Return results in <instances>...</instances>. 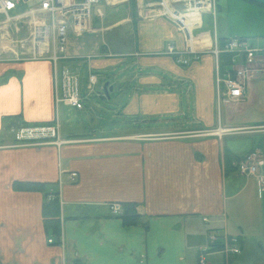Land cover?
I'll return each mask as SVG.
<instances>
[{
    "label": "crops",
    "instance_id": "crops-1",
    "mask_svg": "<svg viewBox=\"0 0 264 264\" xmlns=\"http://www.w3.org/2000/svg\"><path fill=\"white\" fill-rule=\"evenodd\" d=\"M257 1L264 3L224 0L214 15L201 12L192 32L196 48L204 50L188 65L168 52L170 46L183 50L181 32L145 0H136L130 15L99 28L133 24L130 47L103 43L82 60L97 71L131 58L132 73L121 87L122 101L117 105L124 101L120 113L139 121H126L130 123L126 130L59 133V144L15 143L5 116L21 114L30 122L56 118L52 67L48 60L0 58V264H197L201 253L209 264H220L221 254L227 264L246 258L264 264V183L236 169L237 161L250 152L264 157V129L251 131V145L243 151L226 144L225 137L232 132L221 136L203 132L219 124L243 127L230 123L239 113L235 104L229 110L224 103L225 121L218 118L221 103L210 49L215 41L229 38L264 47V5ZM254 69L261 71L253 78L264 74V53ZM108 85L112 92L114 84ZM254 90L252 81L244 91L241 112L252 106ZM153 114H171V121L142 125L147 121L136 117ZM260 171L264 175V165ZM70 172L77 173L74 179ZM14 181L45 182L46 191H58L59 243L43 223L46 193L15 190ZM124 201L137 203L138 211L148 216L146 227L125 225L111 214L108 204ZM247 204L248 210L250 206L259 210L257 234L243 238L230 227L228 217L230 206L234 215ZM232 239L240 251L226 254L224 244Z\"/></svg>",
    "mask_w": 264,
    "mask_h": 264
},
{
    "label": "built area",
    "instance_id": "built-area-1",
    "mask_svg": "<svg viewBox=\"0 0 264 264\" xmlns=\"http://www.w3.org/2000/svg\"><path fill=\"white\" fill-rule=\"evenodd\" d=\"M121 1V0H115ZM147 5L157 7V14L173 23L181 32L185 42L181 52H177L172 46L168 52L176 55V61L182 65H188L191 61L199 59L203 48H196L193 28L200 22V14L203 11L212 15L216 12V0H145ZM33 2L28 9L9 14L21 3ZM99 0H0V13L5 15L0 23L9 24L11 21L23 20L27 26V36L20 44V48L13 46V41L7 37H0V58L24 60H48L52 67V83L55 105L60 103L81 109L84 106L82 94L83 78L81 68L87 72L85 88L90 93L95 91L99 78L89 64L83 65L84 57L70 56L67 54L66 40L68 31L77 36L93 31L92 8ZM113 2V0H111ZM96 16L101 17L102 11L96 8ZM19 30V27H16ZM12 55H4L10 53ZM215 59V82L218 91L219 103L233 104L243 100V92L252 79L254 64L261 50L254 48L248 40L243 38H229L222 45L214 42L210 49ZM230 53L231 65L222 73L219 70V54ZM191 56V58L189 57ZM237 56H241L238 63ZM89 57H86L88 59ZM222 128L223 132L217 130ZM250 131L264 126L250 127ZM246 128H223L218 125L215 129L203 130L205 134L221 136L222 133L239 132ZM12 136L15 143L41 144L51 140L60 143L58 120L52 124L19 126L12 128ZM225 130V131H224ZM264 165V157L257 151L250 152L241 157L236 163L239 173L246 176H254L264 183V175L260 168ZM76 172H70L69 178L74 179ZM111 214L118 215L122 212L121 204L110 202L108 204ZM207 220L206 217L203 218ZM214 234L209 235L211 242ZM52 238L48 239L52 242ZM235 239L226 241L224 252L238 253L240 250L233 244ZM74 264H82L80 261ZM198 264H209L204 258V253L199 256Z\"/></svg>",
    "mask_w": 264,
    "mask_h": 264
},
{
    "label": "rangeland",
    "instance_id": "rangeland-1",
    "mask_svg": "<svg viewBox=\"0 0 264 264\" xmlns=\"http://www.w3.org/2000/svg\"><path fill=\"white\" fill-rule=\"evenodd\" d=\"M111 0H99V2L93 6L92 8V22L93 27L98 28L94 34L86 33L84 35L77 36L74 33L68 31L67 33V40H66V49L68 54L78 53V54H84V60H86L85 53H88V51H91L95 48H98L103 43H109L112 44V46H122V47H130V45L133 43L134 40V31H133V24L130 22H120L116 25L114 28H110L107 30H100L99 28L104 27L106 25H110L120 19H122L124 16H128L131 14L132 10L136 9V0H134V4L132 6L131 0H121V1H115L113 0L112 3H110ZM224 0H216V12H218L217 7L223 5ZM33 5V2H27V3H21L17 6L16 9L9 12V14H16L20 13L26 9H28L30 6ZM100 8L102 11V16L98 17L96 16V8ZM5 15L0 13V23L4 21ZM16 27H19V30H16ZM27 36V26L24 23L23 20H15L11 21L9 24H2L0 25V37H7L13 41L12 45L16 46L17 48H20V44ZM254 48H257L264 53V47H257L254 46ZM4 55H12L10 53H5ZM131 61V58H124V61L118 64L114 65H107L106 67H100L94 71L97 72L98 78H99V85H102L110 81L112 84H114L115 89L112 90V92H109V97L104 96L101 97L98 92H101L100 89L95 88V91L88 92L85 88V80L87 76L86 70L84 68H81V78H83V87H82V94L84 96V108L83 109H76L72 106H67L62 103H60L57 107L56 112V119L59 123V133L61 136H64L66 134L70 133H89L92 130H99V131H121L126 130L127 126H130V123H127L126 121L129 120H138L133 119L134 116H123L121 111V106L124 104V101L121 106L117 105L121 103L122 98L120 96L121 94V87H123L124 83H127V79L129 78L130 73V67L131 65H128V63ZM261 70L253 71L252 74H260L257 72H260ZM253 81V88L255 89L252 96L254 98V102L252 106L241 112L242 105L241 103L244 102V95L243 100H240L237 103L228 104L230 107L229 110H233L231 107L235 104L237 105V111L239 113H236L232 120H230L231 124H238L243 127L240 128H246L241 129L239 132H232L228 136L225 137L226 144L229 146H235V148L240 151L246 150L251 145V138H252V132L250 131V127H253L254 124L264 123V74L261 75V77H252L251 82ZM125 90V88H123ZM244 94V92H243ZM184 104L187 103V99L184 96V99H182ZM186 106V105H185ZM184 106L183 109H186ZM226 109L225 104L221 103L219 104V110H218V118L220 121H225L226 118ZM186 113V111L184 112ZM182 114V113H181ZM180 114V118L183 116ZM171 114H153L151 115H144V116H136L140 118L142 121L147 122H140L142 125H145V123H160L162 121H171L170 117ZM130 117L132 119H130ZM139 121V120H138ZM178 121V119H177ZM131 122V121H130ZM173 126V125H171ZM143 127V126H142ZM162 127V126H161ZM218 127V126H217ZM216 127V128H217ZM215 128V129H216ZM235 129V128H232ZM264 129V128H259ZM218 132H223L222 128L217 130ZM225 131V130H224ZM229 133V132H228ZM222 133L221 135H223ZM254 200V199H253ZM251 200V201H253ZM256 201L254 200L253 203ZM257 203V202H256ZM257 206V205H256ZM249 205L242 207L237 214L234 213L230 206L229 209V217L228 222L231 228H236L235 230L236 234H239L241 237L248 238L253 237L257 234V226H255V218L257 216V211L259 210L257 208L253 209V206H250V209L248 210ZM225 225V221L224 224ZM240 226L244 231H240L236 226ZM235 238H237L235 236ZM218 258H220L219 262L220 264H227L226 263V257L224 254L218 255ZM234 258H236L234 256ZM208 260V259H207ZM210 263V260L207 261ZM198 264V262H197ZM233 264H255L252 262L251 259H245L244 261H239L237 259H234Z\"/></svg>",
    "mask_w": 264,
    "mask_h": 264
},
{
    "label": "trees",
    "instance_id": "trees-1",
    "mask_svg": "<svg viewBox=\"0 0 264 264\" xmlns=\"http://www.w3.org/2000/svg\"><path fill=\"white\" fill-rule=\"evenodd\" d=\"M134 0H131L132 6L134 4ZM254 1V0H252ZM256 2V1H255ZM262 5L264 3L258 2ZM134 13V11H133ZM220 43V45H222ZM231 57L230 53H221L219 54L218 62H219V70L223 73L226 68L231 65ZM99 95L104 98V95L99 92ZM55 121V118L49 121H40V122H30L23 119L21 114H12L4 117V122L7 128H15L19 126H30L37 124H52ZM81 135V134H78ZM45 182L38 181H14L12 183V188L15 190H29V191H43L46 193L47 201L43 204L42 207V215H43V223L47 231L51 233V235L56 239V242L59 243L61 240V223H60V204H59V195L57 192H48L46 191ZM122 207V212L116 216L121 218L123 224L125 225H140L143 227L147 226L148 216L139 212L137 209V203L133 201H124L120 202Z\"/></svg>",
    "mask_w": 264,
    "mask_h": 264
},
{
    "label": "water",
    "instance_id": "water-1",
    "mask_svg": "<svg viewBox=\"0 0 264 264\" xmlns=\"http://www.w3.org/2000/svg\"><path fill=\"white\" fill-rule=\"evenodd\" d=\"M112 86L108 85V81L105 82L102 86L103 93L105 94L106 97H109V91H111Z\"/></svg>",
    "mask_w": 264,
    "mask_h": 264
}]
</instances>
